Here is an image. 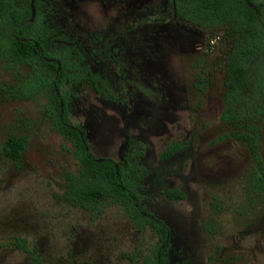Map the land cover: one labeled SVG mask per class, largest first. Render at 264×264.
Here are the masks:
<instances>
[{
	"label": "rangeland",
	"instance_id": "374dc122",
	"mask_svg": "<svg viewBox=\"0 0 264 264\" xmlns=\"http://www.w3.org/2000/svg\"><path fill=\"white\" fill-rule=\"evenodd\" d=\"M43 16L86 67L60 93L95 157L121 162L138 143L148 174L140 203L170 229L167 264H264V189L246 147L220 135L225 44L179 20L168 0H45ZM209 48V49H207ZM77 61L76 58H74ZM81 70V69H80ZM25 65L0 64V143L23 135L15 163L0 153V264H145L156 234L116 202L85 209L65 195L72 145L52 126L45 92L20 94ZM264 157V116L258 124ZM170 142L184 147L162 161ZM177 189L182 198L162 191ZM24 245L26 250L20 245Z\"/></svg>",
	"mask_w": 264,
	"mask_h": 264
},
{
	"label": "trees",
	"instance_id": "16d2710c",
	"mask_svg": "<svg viewBox=\"0 0 264 264\" xmlns=\"http://www.w3.org/2000/svg\"><path fill=\"white\" fill-rule=\"evenodd\" d=\"M44 2L33 0L31 9L30 0H0V64L30 68L31 75L20 88L21 96L30 98L41 92L49 95L52 126L69 140L78 164L76 173L64 175L66 197L90 210L105 199L118 203L137 228L149 226L156 234L145 264H167L170 229L140 203L139 187L148 169L142 164L138 143L127 141L119 163L108 157H95L84 130L68 121L61 85L66 78L73 79L77 69L82 77L88 70L78 67L80 54L72 41L61 37L56 43L59 37L52 35L55 29L43 16ZM168 2L179 20L210 33L220 32L218 42H223L226 48L222 57L224 77L219 119L229 129L219 138H231L246 147L254 167V183L264 189V157L258 143V124L264 116V0ZM25 145V136L9 135L0 143V153L16 163ZM183 147V143L170 142L159 157L167 159ZM162 194L172 200L183 196L177 189H167ZM31 264L46 263L33 254Z\"/></svg>",
	"mask_w": 264,
	"mask_h": 264
},
{
	"label": "built area",
	"instance_id": "2783aa9c",
	"mask_svg": "<svg viewBox=\"0 0 264 264\" xmlns=\"http://www.w3.org/2000/svg\"><path fill=\"white\" fill-rule=\"evenodd\" d=\"M219 38H220V33H219V35H214V36L210 37L207 40V45L212 46L217 40H219Z\"/></svg>",
	"mask_w": 264,
	"mask_h": 264
},
{
	"label": "water",
	"instance_id": "95a60500",
	"mask_svg": "<svg viewBox=\"0 0 264 264\" xmlns=\"http://www.w3.org/2000/svg\"><path fill=\"white\" fill-rule=\"evenodd\" d=\"M32 2H33V0H30V5H31V9H32ZM33 11V10H32ZM31 19V18H30Z\"/></svg>",
	"mask_w": 264,
	"mask_h": 264
},
{
	"label": "crops",
	"instance_id": "0c3cea01",
	"mask_svg": "<svg viewBox=\"0 0 264 264\" xmlns=\"http://www.w3.org/2000/svg\"><path fill=\"white\" fill-rule=\"evenodd\" d=\"M170 158V157H169ZM168 159V158H167ZM166 159H163L162 161H165ZM148 174V173H147ZM170 189V188H169ZM165 190H167V189H165ZM164 191V190H163ZM182 193V192H181ZM162 220V219H161Z\"/></svg>",
	"mask_w": 264,
	"mask_h": 264
}]
</instances>
